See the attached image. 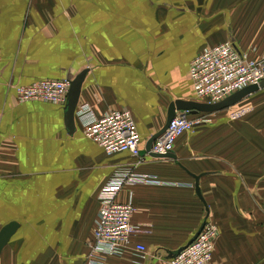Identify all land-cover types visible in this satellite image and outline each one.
<instances>
[{
	"label": "crops",
	"instance_id": "obj_1",
	"mask_svg": "<svg viewBox=\"0 0 264 264\" xmlns=\"http://www.w3.org/2000/svg\"><path fill=\"white\" fill-rule=\"evenodd\" d=\"M227 41L264 59V0H0V231L19 224L0 264H83L100 188L131 169L155 183L120 190L137 233L105 264H169L206 216L219 229L209 264H264V89L192 115L201 123L174 147L182 166L144 148L171 102L198 101L195 56ZM86 70L77 108L129 109L141 165L93 143L78 113L69 133L64 104L17 101L16 86ZM184 169L200 176L203 202Z\"/></svg>",
	"mask_w": 264,
	"mask_h": 264
},
{
	"label": "built area",
	"instance_id": "obj_2",
	"mask_svg": "<svg viewBox=\"0 0 264 264\" xmlns=\"http://www.w3.org/2000/svg\"><path fill=\"white\" fill-rule=\"evenodd\" d=\"M189 75L196 99L209 104L219 103L247 86L259 85L264 81V59L240 53L230 42L205 48L192 60ZM71 80H40L29 86H16L17 101H43L61 105L67 102ZM77 109L83 123V133L97 143L108 155L130 153L137 165L143 163L140 154V137L136 122L129 109H115L96 116L87 104ZM200 120H189L186 113H179L163 135L152 144V152L164 155L174 149L175 141L182 134L192 131ZM133 170L116 174L99 193V214L93 229V240L89 244L90 253L83 264H105L106 257L118 256L130 245L136 235L133 214L136 208L130 202L120 203L116 199L125 185L154 184L146 176L136 175ZM208 219L202 231L189 246L180 251L169 264H209L215 249L219 229ZM140 253H148L147 248L135 245Z\"/></svg>",
	"mask_w": 264,
	"mask_h": 264
},
{
	"label": "water",
	"instance_id": "obj_3",
	"mask_svg": "<svg viewBox=\"0 0 264 264\" xmlns=\"http://www.w3.org/2000/svg\"><path fill=\"white\" fill-rule=\"evenodd\" d=\"M88 74V71H83L77 76H75L72 81H71V87L68 90V98L67 102H65L64 108H65V117H64V122H66L68 131L69 133H73L76 131V122H75V117L77 113V106L78 103L80 102V97H81V89L83 88L84 82H85V76ZM264 89V81L260 82L259 85H252V86H247L246 88L238 91L237 93L231 95L230 97L225 98L224 100L220 101L219 103L217 102L216 104H206V103H199L195 101H184V100H177L171 102L168 113H166V123L163 128H161L156 134H154L144 145V148L146 152L149 154L150 158H155V159H169L172 161H175L176 163L178 162L176 158V154L172 151L169 152L168 154L164 155H159L151 152L152 149V143L164 133L165 129L169 127L171 121L174 119V116L176 115L177 111H188L189 114L196 115L198 113H214V112H219V111H224L229 109L230 107L236 105L239 103L242 99L247 98V96H251L260 90ZM180 166H182L179 162L177 163ZM187 174H190L193 179H195V188L197 195L199 196L198 198L202 200V191L201 188L199 187L200 183V176L193 175L190 172H188L186 169H184ZM203 202V200H202ZM205 204V202H204ZM208 211V209H207ZM206 211V212H207ZM208 221V216H206V219L204 220L203 224L200 226L199 231L197 232L196 236H194L193 239L190 240V242L187 244V246L190 245V243L193 240H196L200 232L202 231L201 229L203 226L207 223ZM19 224L17 223H9L6 225L1 231H0V256L2 254V249L9 244L11 239L13 238V235L18 229ZM186 246V247H187ZM185 249V247H184ZM178 252H168V255L165 257V259L169 262L174 258Z\"/></svg>",
	"mask_w": 264,
	"mask_h": 264
},
{
	"label": "bare ground",
	"instance_id": "obj_4",
	"mask_svg": "<svg viewBox=\"0 0 264 264\" xmlns=\"http://www.w3.org/2000/svg\"><path fill=\"white\" fill-rule=\"evenodd\" d=\"M235 93H237V92H235ZM235 93H234V94H235ZM232 96H233V95H232ZM229 97H230V96H229ZM67 98H68V97H67ZM226 98H227V97H226ZM224 99H225V98H224ZM224 99H223V100H224ZM197 100H198V99H197ZM221 101H222V100H221ZM195 102L204 103V102L199 101V100H198V101L195 100ZM205 103H206V102H205ZM206 104H209V103H206ZM213 104H216V103H213ZM64 105H65V104H64ZM179 113H186V116H187V118H189V120H193V121L196 120V119H193V118L190 117V116H192V114H189L188 111H177L176 115L174 116V119H175V117H176ZM198 114H199V113H198ZM196 115H197V114H196ZM174 119H173V120H174ZM173 120H172V121H173ZM172 121H171V122H172ZM199 124H200V123H199ZM199 124H197V125H199ZM197 125H195V126H197ZM169 126H170V125H169ZM195 126H193L192 130L195 128ZM167 128H168V127H167ZM167 128H166V129H167ZM166 129H165V131H166ZM165 131H164V132H165ZM189 132H192V131L190 130ZM186 133H188V132H186ZM186 133H184V134H186ZM163 134H164V133H163ZM163 134H162V135H163ZM184 134H182L181 136H183ZM181 136H179V137H181ZM159 137H161V135H160ZM159 137H158V138H159ZM179 137H178V138H179ZM158 138H157V139H158ZM178 138H177V139H178ZM157 139H156V140H157ZM156 140H155V141H156ZM155 141H154V142H155ZM176 141H177V140H176ZM176 141H175V142H176ZM152 144H153V143H152ZM174 146H175V144H174ZM151 150H152V149H151ZM172 151L174 152V149H173ZM172 151H170V152H172ZM151 152H152V151H151ZM152 153H153V152H152ZM168 153H169V152H168ZM168 153H167V154H168ZM155 154H156V153H155ZM159 155H161V154H159ZM165 155H166V154H165Z\"/></svg>",
	"mask_w": 264,
	"mask_h": 264
},
{
	"label": "rangeland",
	"instance_id": "obj_5",
	"mask_svg": "<svg viewBox=\"0 0 264 264\" xmlns=\"http://www.w3.org/2000/svg\"><path fill=\"white\" fill-rule=\"evenodd\" d=\"M15 96H16V93H15ZM140 154H141V151H140Z\"/></svg>",
	"mask_w": 264,
	"mask_h": 264
},
{
	"label": "trees",
	"instance_id": "obj_6",
	"mask_svg": "<svg viewBox=\"0 0 264 264\" xmlns=\"http://www.w3.org/2000/svg\"><path fill=\"white\" fill-rule=\"evenodd\" d=\"M191 117V116H190Z\"/></svg>",
	"mask_w": 264,
	"mask_h": 264
}]
</instances>
